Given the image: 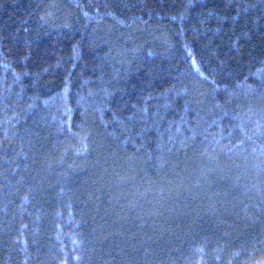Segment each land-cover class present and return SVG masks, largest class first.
Listing matches in <instances>:
<instances>
[{
    "label": "trees",
    "instance_id": "16d2710c",
    "mask_svg": "<svg viewBox=\"0 0 264 264\" xmlns=\"http://www.w3.org/2000/svg\"><path fill=\"white\" fill-rule=\"evenodd\" d=\"M0 264H264V0H0Z\"/></svg>",
    "mask_w": 264,
    "mask_h": 264
}]
</instances>
